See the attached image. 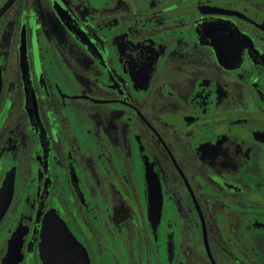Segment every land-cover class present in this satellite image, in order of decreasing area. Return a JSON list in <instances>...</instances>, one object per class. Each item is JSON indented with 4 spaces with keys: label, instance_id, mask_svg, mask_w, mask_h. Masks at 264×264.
Instances as JSON below:
<instances>
[{
    "label": "flooded vegetation",
    "instance_id": "af4514ba",
    "mask_svg": "<svg viewBox=\"0 0 264 264\" xmlns=\"http://www.w3.org/2000/svg\"><path fill=\"white\" fill-rule=\"evenodd\" d=\"M54 214L88 264H264V0H0V264Z\"/></svg>",
    "mask_w": 264,
    "mask_h": 264
},
{
    "label": "water",
    "instance_id": "95a60500",
    "mask_svg": "<svg viewBox=\"0 0 264 264\" xmlns=\"http://www.w3.org/2000/svg\"><path fill=\"white\" fill-rule=\"evenodd\" d=\"M41 256L43 264H88L84 248L57 214L49 217L45 227Z\"/></svg>",
    "mask_w": 264,
    "mask_h": 264
}]
</instances>
